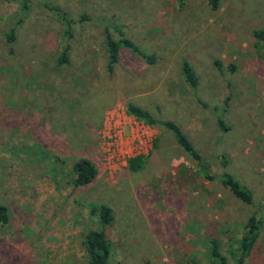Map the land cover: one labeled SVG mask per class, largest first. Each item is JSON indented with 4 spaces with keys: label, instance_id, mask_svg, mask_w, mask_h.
Segmentation results:
<instances>
[{
    "label": "rangeland",
    "instance_id": "374dc122",
    "mask_svg": "<svg viewBox=\"0 0 264 264\" xmlns=\"http://www.w3.org/2000/svg\"><path fill=\"white\" fill-rule=\"evenodd\" d=\"M66 14L74 35L59 62ZM263 27L264 0H0V264H88L100 205L113 213L110 264H216L212 239L233 264L251 215L263 222L243 264H264V46L253 36ZM120 31L156 61L122 47L109 70L105 35ZM128 102L157 123L128 114ZM135 156L144 161L132 171ZM80 157L97 168L85 185L73 181ZM223 172L250 203L221 184Z\"/></svg>",
    "mask_w": 264,
    "mask_h": 264
},
{
    "label": "trees",
    "instance_id": "16d2710c",
    "mask_svg": "<svg viewBox=\"0 0 264 264\" xmlns=\"http://www.w3.org/2000/svg\"><path fill=\"white\" fill-rule=\"evenodd\" d=\"M178 7H181L183 4V0H177ZM208 4L211 8H216L218 5V0H207ZM24 6L26 4L24 3ZM23 6V7H24ZM67 13V12H65ZM67 19H63L67 22L68 25L63 26V37L65 38L62 44V51L58 58L59 62H67L68 61V52L70 49L69 40L73 37V20L70 19L69 15H65ZM81 20L86 19L85 15L80 17ZM112 28H116L115 25H111ZM106 31H108L106 29ZM120 35L118 39L113 38L108 32L105 35L104 46H105V54L107 59V68L109 70L113 69L114 65L119 60V50L122 47L130 49L133 51L134 56H139L145 63L152 64L156 61V57L153 53L148 54L143 50L138 49L135 44L123 37L122 32H119ZM253 36L256 38V41L262 42L264 46V27L259 30L253 31ZM6 39L8 41H13L15 36L12 31H8L6 33ZM182 68V75L186 80L188 86L195 87L197 86L198 79L191 66L187 63H184ZM231 68H234V65H231ZM126 112L130 115H133L137 119L143 120L148 124H156V119L153 115L146 109L128 102L126 104ZM162 126H165L171 130L174 135L176 142L194 159L195 161H200L201 156L196 151L193 144L189 141L187 136L184 134L182 129L173 121L170 120H162L160 122ZM218 125L223 131H228L229 125L223 122L221 119L218 120ZM144 157L143 156H135L128 159L127 166L132 171H137L141 169L143 166ZM229 164V160L224 159V165L227 166ZM72 171L74 173V184L75 185H85L90 183L97 173V168L94 163L86 158L80 157L78 158L72 166ZM207 179H213L214 175L207 174L205 175ZM220 182L229 191L235 195L237 198L242 200L243 202L250 203L252 201V194L250 190L246 188L245 185L241 184L233 175L223 172L221 173ZM100 221L102 223V227L100 229H90L85 234L84 246L85 251L88 256V264H110V244L107 241L105 228L112 222L113 213L110 207L106 205H100L97 209ZM9 218L8 208L5 205H0V224L7 223ZM262 218H257L256 215H251L248 218V221L245 224V231L242 234L239 251L234 252L231 251L230 257L234 260L233 264H243L244 257L249 254L251 251L253 244L259 234V229L262 225ZM210 257L216 264H229L227 260V256H225L220 250V243L216 239H212L210 242Z\"/></svg>",
    "mask_w": 264,
    "mask_h": 264
}]
</instances>
